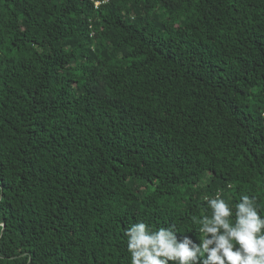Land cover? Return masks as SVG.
<instances>
[{
    "label": "trees",
    "instance_id": "16d2710c",
    "mask_svg": "<svg viewBox=\"0 0 264 264\" xmlns=\"http://www.w3.org/2000/svg\"><path fill=\"white\" fill-rule=\"evenodd\" d=\"M95 1L0 0V264L198 243L217 194L264 216V0Z\"/></svg>",
    "mask_w": 264,
    "mask_h": 264
},
{
    "label": "clouds",
    "instance_id": "9594fccd",
    "mask_svg": "<svg viewBox=\"0 0 264 264\" xmlns=\"http://www.w3.org/2000/svg\"><path fill=\"white\" fill-rule=\"evenodd\" d=\"M207 206L211 216L200 221L198 243L188 235L178 240L171 228L151 231L143 222L125 229L131 264H264V216L255 197L242 195L233 209L217 194Z\"/></svg>",
    "mask_w": 264,
    "mask_h": 264
},
{
    "label": "built area",
    "instance_id": "2783aa9c",
    "mask_svg": "<svg viewBox=\"0 0 264 264\" xmlns=\"http://www.w3.org/2000/svg\"><path fill=\"white\" fill-rule=\"evenodd\" d=\"M106 0H102V1H95V4L97 5V4H99L100 2H105Z\"/></svg>",
    "mask_w": 264,
    "mask_h": 264
}]
</instances>
